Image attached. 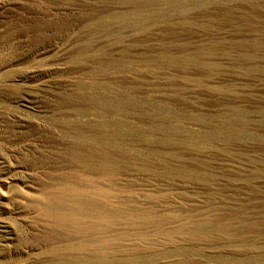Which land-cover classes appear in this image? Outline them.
I'll return each mask as SVG.
<instances>
[{
    "label": "rangeland",
    "instance_id": "rangeland-1",
    "mask_svg": "<svg viewBox=\"0 0 264 264\" xmlns=\"http://www.w3.org/2000/svg\"><path fill=\"white\" fill-rule=\"evenodd\" d=\"M0 1V264H264V0Z\"/></svg>",
    "mask_w": 264,
    "mask_h": 264
},
{
    "label": "bare ground",
    "instance_id": "bare-ground-1",
    "mask_svg": "<svg viewBox=\"0 0 264 264\" xmlns=\"http://www.w3.org/2000/svg\"><path fill=\"white\" fill-rule=\"evenodd\" d=\"M5 5H6L5 3H3V2L0 1V11L4 9ZM77 158H78V159H82V158L79 157V156H77ZM84 161H85V162H88V161H86L85 159H84ZM100 165H101V164H100ZM100 165H99V166H100ZM103 168H104V167H103ZM98 169H100V168H98ZM99 171H100V172H104V170H99ZM83 173H84V172H83ZM85 175H86V174H85ZM86 176H91V177H92L93 175L89 174V175H86ZM92 178H93V177H92ZM69 186H70V185H69ZM70 187H71V186H70ZM71 189H72V188H71ZM73 189H74V188H73ZM73 189H72V190H73ZM98 190H99V189H98ZM73 193H74V192H73ZM75 193H76V192H75ZM101 193H102V192H101ZM103 194H104V193H103ZM76 196H77V195H76ZM106 197H107V196H106ZM21 200H22V199H21ZM23 200H24V199H23ZM31 201H32V200H31ZM85 202H86V200H85ZM55 203H56V202H55ZM79 203H80V202H79ZM31 204H32V203H31ZM46 204H47V203H46ZM49 205H50V202H49ZM54 205H55V204H54ZM66 205H67V204H66ZM79 205H80V204H79ZM59 206H60V205H59ZM75 207H76V206H75ZM39 209H40V208H39ZM69 209H70V208H69ZM82 209H83V208H82ZM84 209H85V208H84ZM93 209H95V208H93ZM53 210H54V209H53ZM64 210H65V209H64ZM50 211H51V210H50ZM70 212H71V211H70ZM76 213H77V211H76ZM102 213H103V211H102ZM104 213H105V212H104ZM49 215H50V214H49ZM68 215H69V214H68ZM77 215H78V214H77ZM80 215H81V214H80ZM80 215H79V216H80ZM101 215H102V214H101ZM75 216H76V215H75ZM82 216H83V215H82ZM49 217H50V216H49ZM68 217H69V216H68ZM53 218H54V217H53ZM57 218H58V217H57ZM71 218H72V217H71ZM58 219H59V218H58ZM60 219H61V218H60ZM66 219H67V218H66ZM69 220H70V219H69ZM71 220H73V219H71ZM82 220H83V219H82ZM78 221H79V220H78ZM55 222H56V221H55ZM73 222H75V221H73ZM56 223H57V222H56ZM58 223H59V222H58ZM59 224H60V223H59ZM79 224H80V223H79ZM85 224H86V223H85ZM62 225H63V224H62ZM68 225H69V224H68ZM71 225H72V224H71ZM73 226H74V225H73ZM70 227H71V226H70ZM81 227H82V226H81ZM80 229H81V228H80ZM83 229H84V228H83ZM102 229H103V228H102ZM81 245H82V244H81ZM100 246H101V244H100ZM76 247H77V246H76ZM94 247H95V246H94ZM103 247H104V246H103ZM80 248H81V247H80ZM78 249H79V248H78ZM102 249H103V248H102ZM101 251H102V250H101ZM103 253H104V251H103Z\"/></svg>",
    "mask_w": 264,
    "mask_h": 264
}]
</instances>
